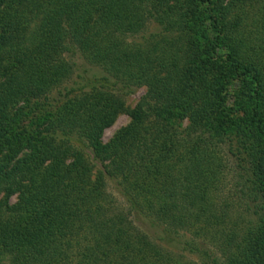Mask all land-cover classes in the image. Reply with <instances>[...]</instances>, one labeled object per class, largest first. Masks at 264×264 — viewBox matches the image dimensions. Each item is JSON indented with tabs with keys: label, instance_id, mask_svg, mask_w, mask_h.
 Returning a JSON list of instances; mask_svg holds the SVG:
<instances>
[{
	"label": "trees",
	"instance_id": "trees-1",
	"mask_svg": "<svg viewBox=\"0 0 264 264\" xmlns=\"http://www.w3.org/2000/svg\"><path fill=\"white\" fill-rule=\"evenodd\" d=\"M204 3L0 0V264H193L165 255L115 207L104 177H92L93 166L105 161L104 176L132 215L205 237L188 243L202 264H264L262 47L244 29L248 17L237 13L230 21L233 4L220 3L206 18L208 36L185 43ZM156 22L161 31L148 32ZM73 53L108 72L100 86L119 94L133 85L148 88L149 100L106 145L104 131L125 108L110 94L88 92L36 128L23 125L27 112L11 115L15 108L46 107L50 92L70 74ZM223 54L241 79L239 94L249 108L247 124L238 125L235 135L242 158L231 148L233 131L216 125L224 123ZM156 100L195 125L181 138L175 129L154 125ZM226 144L238 160L242 186L232 196L240 195V208L256 216L228 232L226 217L237 204H218L214 193L222 165L216 152ZM207 242L220 244L226 259Z\"/></svg>",
	"mask_w": 264,
	"mask_h": 264
},
{
	"label": "rangeland",
	"instance_id": "rangeland-1",
	"mask_svg": "<svg viewBox=\"0 0 264 264\" xmlns=\"http://www.w3.org/2000/svg\"><path fill=\"white\" fill-rule=\"evenodd\" d=\"M205 2L201 5L200 16L195 20L194 26H192L191 34L186 33L185 43L187 39H192L194 36L198 35L201 39L202 36H208L206 33L205 23L206 18L209 17L210 9L220 3L224 8L229 7L233 4L232 14L229 15V20L234 19L233 15L239 13L243 17H248L245 19L243 26L246 32H252V41L254 44L261 48L264 56V0H213V4H208V0H203ZM263 17V19H262ZM148 32L158 33L161 31L160 25L156 22L155 24L149 23L147 26ZM196 33V34H195ZM180 35L177 34V36ZM169 36V35H167ZM175 37V36H174ZM170 38H173L172 36ZM70 63H74L72 70L68 77L63 80L61 84L53 88V90L48 95V104L46 107L41 109H25L22 111L17 110L16 108L11 110V115L17 114L21 115L24 112H27L25 118H23V125H28L36 128V125L45 124L48 125L51 119H54L59 111H61L70 101L76 100L84 96L88 92H98L102 94H110L114 98L120 100L124 103V111L121 112L115 122L108 127L101 138V143L103 145L108 144L113 137L123 128H126L130 125L132 121V113L141 104L144 99L149 100L147 97L148 88L146 86H137L133 85L130 88L129 92L118 93L112 89L100 86L102 83V78L104 76H109L107 71L102 67L92 64L87 61L82 55L72 54L71 58H68ZM220 66L222 67L220 73V81L224 83L225 91V105L222 111L224 118V123H216V125H224V129L233 131V139L231 140V148L239 158L244 157L245 155L240 152V141L237 136H235L236 129L238 125H246V120L249 119V108L245 104L244 100L240 97L242 82L241 79L236 76L231 71L230 66L226 61V56L223 54V57L219 61ZM112 79V78H111ZM114 80V79H112ZM121 80V79H120ZM119 81L118 85H121ZM122 81V80H121ZM155 104V103H154ZM164 102L156 100V115L159 116L156 119L154 125H159L163 127L166 125L169 128V131L176 130L180 138L186 135L184 132L190 129L194 124L192 118L189 116H181L180 110L174 107H167L163 109ZM159 110H162L159 113ZM203 122L208 119H202ZM194 121V120H193ZM175 129V130H174ZM236 138H235V137ZM76 139V138H75ZM80 145L86 152H91L88 143L84 139H80ZM222 148L216 152L218 158L221 160V171L217 175L216 179V190H215V199L218 204H221L224 201H233V206L229 212L228 217H226V232L234 225H245L251 220H255L256 216L254 214H247V208H240L239 196L233 197L232 195L240 192L241 187L238 185L239 178L237 176L235 167L238 162L236 156L228 153V144L221 145ZM222 149H224L222 151ZM226 151V153L224 152ZM110 161H105L103 164L98 163L92 168V177L94 180L103 176V182L105 184V191L110 196V201L121 211L130 215V220L135 222V226L140 229L145 235L148 236L150 241L154 243L165 255H173L176 261L179 263H193V264H202V261L199 259L198 255L190 251L188 243L192 240L201 242L205 237L197 236L193 234L192 231L186 232L180 231L175 233L170 231L166 224L155 222L153 218H136L132 215L131 210H129V205L126 203L125 199L118 193L116 184L112 180H107L105 178L104 166L108 167ZM15 202V199L12 200ZM222 235V234H221ZM220 235V236H221ZM218 239V238H217ZM207 247L212 251H215L216 254L224 261L223 254L220 251V244H215L213 242H207ZM218 243V241H217ZM220 243V242H219ZM261 244V252L264 256V241Z\"/></svg>",
	"mask_w": 264,
	"mask_h": 264
}]
</instances>
